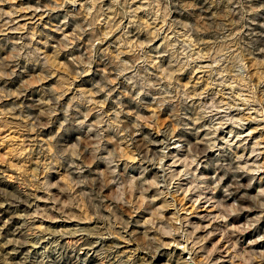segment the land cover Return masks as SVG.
I'll use <instances>...</instances> for the list:
<instances>
[{"label": "rangeland", "instance_id": "1", "mask_svg": "<svg viewBox=\"0 0 264 264\" xmlns=\"http://www.w3.org/2000/svg\"><path fill=\"white\" fill-rule=\"evenodd\" d=\"M0 264H264V0H0Z\"/></svg>", "mask_w": 264, "mask_h": 264}]
</instances>
